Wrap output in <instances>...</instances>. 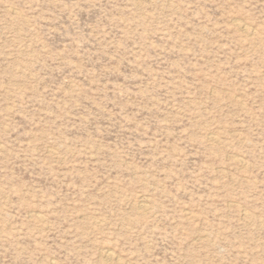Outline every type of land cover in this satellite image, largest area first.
Wrapping results in <instances>:
<instances>
[{
    "label": "rangeland",
    "instance_id": "obj_1",
    "mask_svg": "<svg viewBox=\"0 0 264 264\" xmlns=\"http://www.w3.org/2000/svg\"><path fill=\"white\" fill-rule=\"evenodd\" d=\"M0 264H264V0H0Z\"/></svg>",
    "mask_w": 264,
    "mask_h": 264
},
{
    "label": "bare ground",
    "instance_id": "obj_2",
    "mask_svg": "<svg viewBox=\"0 0 264 264\" xmlns=\"http://www.w3.org/2000/svg\"><path fill=\"white\" fill-rule=\"evenodd\" d=\"M235 23H236V22H235ZM236 25H237V24H236ZM236 25H235V26H236ZM242 25H243V24H242ZM238 26H240V28L242 27L240 24H238ZM238 29H239V28H238ZM244 29H245V28H243V30H244ZM241 30H242V29H241ZM250 31H251V30H250ZM248 34H249V33H248ZM213 140H215V139H213ZM213 140H212V141H213ZM144 205H145V204H144ZM144 205H143V206H144ZM141 208H142V206H141ZM103 254H104V253H103ZM104 256H105L106 258H113V257H112V253L108 252L107 250L105 251ZM115 258H116V257H115ZM113 259H114V258H113ZM108 260H109V259H108Z\"/></svg>",
    "mask_w": 264,
    "mask_h": 264
}]
</instances>
